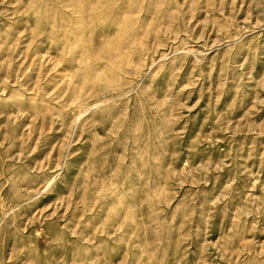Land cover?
I'll return each mask as SVG.
<instances>
[{
  "label": "rangeland",
  "instance_id": "1",
  "mask_svg": "<svg viewBox=\"0 0 264 264\" xmlns=\"http://www.w3.org/2000/svg\"><path fill=\"white\" fill-rule=\"evenodd\" d=\"M0 264H264V0H0Z\"/></svg>",
  "mask_w": 264,
  "mask_h": 264
}]
</instances>
